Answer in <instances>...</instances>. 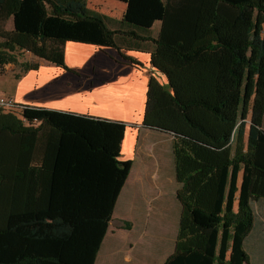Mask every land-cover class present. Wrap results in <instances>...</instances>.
<instances>
[{"label":"trees","instance_id":"trees-1","mask_svg":"<svg viewBox=\"0 0 264 264\" xmlns=\"http://www.w3.org/2000/svg\"><path fill=\"white\" fill-rule=\"evenodd\" d=\"M113 1L125 5L121 21L86 0H0V68L29 54L67 70V43L139 65L121 51L152 43L149 64L166 83L149 79L141 126L172 136L181 206L163 264H248L253 205L264 200V0ZM126 129L0 109V264H94L132 166L120 160Z\"/></svg>","mask_w":264,"mask_h":264},{"label":"crops","instance_id":"crops-1","mask_svg":"<svg viewBox=\"0 0 264 264\" xmlns=\"http://www.w3.org/2000/svg\"><path fill=\"white\" fill-rule=\"evenodd\" d=\"M104 2L112 9L109 13L95 8ZM86 6L116 21H121L125 12V5L116 1L86 0ZM159 28V21L150 27L153 38L157 37ZM132 47L140 51L123 49L121 53L139 65L124 62L112 48L67 43L64 48L67 70L24 54L25 62L37 64L36 70L20 72L21 60L17 58L18 64L4 65L5 72L0 74V94L11 97L20 106L122 122L127 126L120 160H130L132 166L116 200L94 264H163L174 248L181 212L176 199L179 185L174 175L172 136L141 126L149 79L153 77L161 84L166 80L149 64L150 52L154 49L152 43L136 42ZM39 125V122L29 124L31 128ZM123 194L124 201H121ZM147 199L148 206L151 204L150 212L155 210V215H161V225L156 227L161 231L156 252H141L142 248L138 247L135 258H132L134 250L126 238L133 226L127 231L121 226L112 227L113 223L123 222L114 216L120 209L128 217L124 220L128 225L129 220L145 212ZM253 206L254 222L245 239L244 249L248 264H264V200ZM158 208H162L160 214ZM166 215L177 218L175 234L165 226Z\"/></svg>","mask_w":264,"mask_h":264},{"label":"rangeland","instance_id":"rangeland-1","mask_svg":"<svg viewBox=\"0 0 264 264\" xmlns=\"http://www.w3.org/2000/svg\"><path fill=\"white\" fill-rule=\"evenodd\" d=\"M109 2H115L113 0H108ZM94 5H98L97 3H94ZM97 9H99V11H103L106 13H109L110 10H112L110 8V5L108 3H101L99 4V6L95 7ZM125 13V12H124ZM12 26H11V21L9 20L5 26L4 29L6 30H11ZM153 29H156L155 26ZM17 58L19 60H21V63L25 62V57L24 54H18ZM6 68H8V66H6ZM5 72V68H0V74H3ZM20 72H23L22 68L20 67ZM264 127V124H263ZM169 185H167L168 187ZM171 189V188H170ZM167 192V191H166ZM172 192V191H171ZM149 196V195H146ZM150 198V197H149ZM148 198V199H149ZM153 198V195L152 197ZM168 198V197H167ZM148 199L145 200V205L147 206L145 212L139 216L134 217V219L131 221L129 220V224L126 225V222L124 221L125 219H128L127 216H124L122 214V212H120V209L115 213L114 219H118L120 221H123L121 223H113L112 227L114 226H121L122 228H124V230H128L129 227L133 226V230L128 234V237L126 239H128L130 241V246L132 247V249L134 250L133 253L131 254L132 258H135V252L137 251L138 247H141L142 250L141 252H151V253H155L156 252V242L159 239V230H157V226L161 225V215H155V210L151 213L149 209L150 205L148 206ZM121 201H124V194L121 196ZM152 208V207H151ZM162 208H158L157 212H159V214L161 213ZM165 221L167 222V224L165 226H167L170 230L171 233L175 234L174 230H175V226H176V220L177 218L175 216H164ZM173 237V236H172ZM136 249V250H135ZM140 252V253H141Z\"/></svg>","mask_w":264,"mask_h":264},{"label":"built area","instance_id":"built-area-1","mask_svg":"<svg viewBox=\"0 0 264 264\" xmlns=\"http://www.w3.org/2000/svg\"><path fill=\"white\" fill-rule=\"evenodd\" d=\"M0 109L19 110L21 109V106L18 105L11 97L0 94Z\"/></svg>","mask_w":264,"mask_h":264}]
</instances>
